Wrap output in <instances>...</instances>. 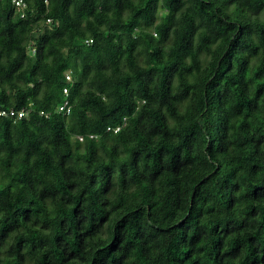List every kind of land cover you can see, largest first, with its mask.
Segmentation results:
<instances>
[{
  "label": "trees",
  "instance_id": "16d2710c",
  "mask_svg": "<svg viewBox=\"0 0 264 264\" xmlns=\"http://www.w3.org/2000/svg\"><path fill=\"white\" fill-rule=\"evenodd\" d=\"M24 1L0 0V104L28 110L0 116V264H264V0Z\"/></svg>",
  "mask_w": 264,
  "mask_h": 264
},
{
  "label": "built area",
  "instance_id": "2783aa9c",
  "mask_svg": "<svg viewBox=\"0 0 264 264\" xmlns=\"http://www.w3.org/2000/svg\"><path fill=\"white\" fill-rule=\"evenodd\" d=\"M11 4L13 6L14 12L18 13L20 17H25L26 15V9H27V3L24 0H10ZM50 22V19L47 20ZM35 52L34 48H31V53L33 54ZM66 85L63 87L62 91L64 94V100L62 103H60L56 110L58 113H61L63 115H67L71 112V104L68 101V93L69 88L72 86L74 80L72 77L71 72H66L64 75ZM28 110L25 108L16 110L15 108H3V106L0 104V116L10 117L13 121L16 119H19L21 117L27 116ZM44 112L41 111L40 114H43ZM107 129H112L114 132L118 131L120 129V126L116 127H107ZM93 135H90L92 137ZM80 139H82L81 136H79Z\"/></svg>",
  "mask_w": 264,
  "mask_h": 264
}]
</instances>
